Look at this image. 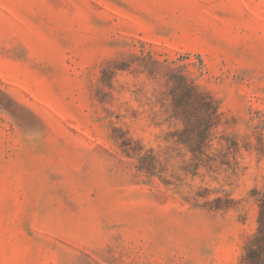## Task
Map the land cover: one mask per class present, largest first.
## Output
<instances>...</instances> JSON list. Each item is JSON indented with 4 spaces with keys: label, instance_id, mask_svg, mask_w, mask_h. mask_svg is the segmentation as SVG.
<instances>
[{
    "label": "rangeland",
    "instance_id": "obj_1",
    "mask_svg": "<svg viewBox=\"0 0 264 264\" xmlns=\"http://www.w3.org/2000/svg\"><path fill=\"white\" fill-rule=\"evenodd\" d=\"M176 73L223 113L200 167ZM263 191L264 0H0V264H243Z\"/></svg>",
    "mask_w": 264,
    "mask_h": 264
},
{
    "label": "trees",
    "instance_id": "obj_2",
    "mask_svg": "<svg viewBox=\"0 0 264 264\" xmlns=\"http://www.w3.org/2000/svg\"><path fill=\"white\" fill-rule=\"evenodd\" d=\"M153 63L164 66L160 61ZM173 77L168 90L169 116L178 122L180 127L173 131L172 135L177 143L187 147L200 167L204 158L209 157L208 152L222 123L223 113L220 111L218 100L201 89L189 75L176 73ZM128 141L126 138L120 144L126 152ZM142 150L143 148H140V151ZM146 152V155L141 154L142 152H136V155L139 160L148 159L153 165L156 155L152 150ZM258 204V228L245 244L243 264H264V191L258 199Z\"/></svg>",
    "mask_w": 264,
    "mask_h": 264
}]
</instances>
